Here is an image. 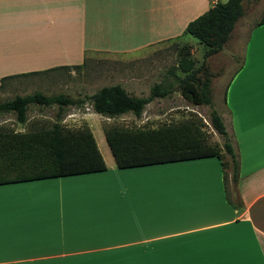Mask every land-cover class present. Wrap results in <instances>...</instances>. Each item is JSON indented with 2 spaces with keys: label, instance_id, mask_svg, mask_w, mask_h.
Here are the masks:
<instances>
[{
  "label": "crops",
  "instance_id": "crops-1",
  "mask_svg": "<svg viewBox=\"0 0 264 264\" xmlns=\"http://www.w3.org/2000/svg\"><path fill=\"white\" fill-rule=\"evenodd\" d=\"M218 1L0 0V83L180 40ZM255 29L242 63L232 57V75L212 84L240 163L232 198L215 158L128 170L112 160L103 173L0 186V264H264V24Z\"/></svg>",
  "mask_w": 264,
  "mask_h": 264
},
{
  "label": "trees",
  "instance_id": "trees-1",
  "mask_svg": "<svg viewBox=\"0 0 264 264\" xmlns=\"http://www.w3.org/2000/svg\"><path fill=\"white\" fill-rule=\"evenodd\" d=\"M245 1H218L206 13L191 21L186 34L195 37L206 47L201 66L198 67L192 58L190 47L184 46L179 52L178 64L170 69L165 81L151 87L148 96L132 95L122 85L114 84L104 86L84 98L35 92L0 101V114L12 113L22 125L28 122L31 105L59 108V120L49 122L38 130L20 133L0 126V186L106 172L107 164L91 128L87 125L78 128L65 126L60 121L63 110L68 107L80 108L90 102L96 114L107 118L126 114L140 118L148 104L155 99L166 98L176 89L192 104L212 107L210 125L223 139L224 152L211 141L203 119L192 114L185 120L157 128L104 127L117 167L128 170L215 158L221 164L225 186L229 181L228 169L231 170L230 180L236 186L240 178V163L224 119L213 109V75L207 60L220 53L231 39L237 22L244 16ZM262 24L264 15L257 26ZM83 65L61 69H79ZM178 71L184 76H180ZM48 72L53 71L9 76L1 80L0 86L9 79Z\"/></svg>",
  "mask_w": 264,
  "mask_h": 264
},
{
  "label": "rangeland",
  "instance_id": "rangeland-1",
  "mask_svg": "<svg viewBox=\"0 0 264 264\" xmlns=\"http://www.w3.org/2000/svg\"><path fill=\"white\" fill-rule=\"evenodd\" d=\"M244 9V16L237 22L230 41L225 45L226 47L220 53L207 60L213 75L212 84L213 80H217L220 77L218 83L221 86L232 75L234 70L226 71L232 57L237 59L236 67L242 63V53L247 46L250 33L258 27L257 23L264 15V0H246ZM184 46L190 47L192 58L196 61L198 67L201 66L206 47L195 37L185 34L180 40H173L155 46L140 54L131 56L89 54L85 64L79 69H60L6 80L0 86V101L11 100L17 95L26 96L35 92H42L46 95L67 94L73 98H84L93 95L104 86L114 84H122L132 95L147 96L151 87L166 78L170 69L178 64L179 52ZM177 73L180 76H184L180 71ZM212 96L213 101L218 99L217 95H213V91ZM213 105V109H216L214 103ZM58 111V106L47 108L31 105L28 111V122L25 125L18 123L14 114L5 113L0 114V126H6L10 130L20 133L38 130L41 127H45L49 122L52 123L59 120L57 117ZM211 111L212 107L210 106L194 105L187 101L183 98L181 92L176 89V92L166 98L155 99L148 104L140 118L135 117L133 114L107 118L96 114L90 102H87L80 108H65L60 121L71 128L85 126L84 122H86V125L94 133L105 161L111 163L112 160H115L107 143L104 127L157 128L165 124L180 122L191 117L192 114L198 115L203 119L207 126V131L210 133L211 141L217 143L224 152L222 148L223 139L210 125ZM86 119H88L89 125ZM226 160H229V158L226 157ZM227 174L229 181L227 186H225L226 194L229 198H232L236 190L230 180L231 170L228 169Z\"/></svg>",
  "mask_w": 264,
  "mask_h": 264
},
{
  "label": "bare ground",
  "instance_id": "bare-ground-1",
  "mask_svg": "<svg viewBox=\"0 0 264 264\" xmlns=\"http://www.w3.org/2000/svg\"><path fill=\"white\" fill-rule=\"evenodd\" d=\"M162 174V173H161ZM164 174H165V171H164ZM12 194V193H11ZM15 194V193H14ZM2 195H3V197H6L7 195H4V193L3 194H1V196L0 197H2ZM10 195V194H9Z\"/></svg>",
  "mask_w": 264,
  "mask_h": 264
}]
</instances>
